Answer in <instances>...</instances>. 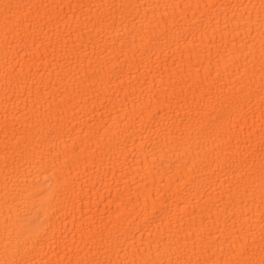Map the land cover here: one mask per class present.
Masks as SVG:
<instances>
[{
	"label": "bare ground",
	"instance_id": "obj_1",
	"mask_svg": "<svg viewBox=\"0 0 264 264\" xmlns=\"http://www.w3.org/2000/svg\"><path fill=\"white\" fill-rule=\"evenodd\" d=\"M261 0H0V264H260Z\"/></svg>",
	"mask_w": 264,
	"mask_h": 264
},
{
	"label": "snow or ice",
	"instance_id": "obj_2",
	"mask_svg": "<svg viewBox=\"0 0 264 264\" xmlns=\"http://www.w3.org/2000/svg\"><path fill=\"white\" fill-rule=\"evenodd\" d=\"M261 11L264 12V0H261ZM261 172H262V175H264V160H262V163H261ZM248 264H251V262L249 261ZM260 264H264V259H262L260 261Z\"/></svg>",
	"mask_w": 264,
	"mask_h": 264
}]
</instances>
